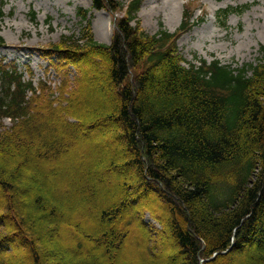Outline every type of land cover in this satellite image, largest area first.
Returning a JSON list of instances; mask_svg holds the SVG:
<instances>
[{
  "label": "trees",
  "instance_id": "obj_1",
  "mask_svg": "<svg viewBox=\"0 0 264 264\" xmlns=\"http://www.w3.org/2000/svg\"><path fill=\"white\" fill-rule=\"evenodd\" d=\"M92 1L98 11L126 10V16L116 23L112 43L95 42L88 24L81 38L65 36L54 48L61 54L67 47L78 57L87 49L90 51L82 63L92 58L102 61L103 71L94 63L92 89L85 91L82 83L66 101L78 115L85 112L88 116L87 110L93 109L89 121L102 126L105 133L101 146L111 149L108 145L116 143L105 171L98 170L97 164L86 173L77 170L85 184L72 191L74 201L82 200L101 210L96 230L104 232V254L108 258L113 250V255L121 251L122 236L107 227L125 219L131 205L126 190L131 185L144 198L154 193L164 201L167 218L163 222L182 264H199L201 255L210 259L216 253L209 264H236L233 256L243 255L247 246L257 250V256L247 257L248 264H264V51L256 66L232 69L219 61L209 64L205 60L199 66H187L178 54L179 35L162 31L148 37L139 26L131 25L137 20L142 0H131L127 6L114 0ZM235 11H222L220 21L224 24L223 15ZM3 14L0 8V16ZM81 16L86 18L87 12L81 10ZM191 27L189 19L183 21L180 33ZM3 44L0 37V46ZM96 81L102 85L100 89ZM54 93L58 92L46 84L36 88L17 70L0 67V234L5 223L12 230L0 240V246L15 238L13 230L19 232V238L32 247L31 264H46L38 241L49 232L46 226L40 231L29 230L32 216L48 214L49 226L68 223L60 207L43 196L47 179L38 178L32 168L43 160L54 163V172L59 171L58 156L67 148L69 138L73 139L71 129L86 130L70 119L81 121V116L70 108L55 107L60 101L52 100ZM97 106L104 107L107 114L100 116ZM42 110L48 112L42 115ZM47 114L51 119L43 121ZM5 120L12 123L10 128H3ZM49 134L55 136L48 140ZM89 147L90 160L104 163L103 153L96 152L92 143ZM84 156L79 152L73 159ZM107 169H129L135 175L132 184L125 179L116 183L115 202L107 201L112 191L95 184L97 175ZM65 204V209L83 208L81 204ZM150 244L151 240L144 242L146 251L152 249ZM228 249L230 252L221 255ZM7 251L6 256L11 253ZM55 251L56 255L76 251L92 258L82 264L106 260L99 258L100 252L79 243L62 245ZM1 257L0 264H6Z\"/></svg>",
  "mask_w": 264,
  "mask_h": 264
},
{
  "label": "rangeland",
  "instance_id": "obj_2",
  "mask_svg": "<svg viewBox=\"0 0 264 264\" xmlns=\"http://www.w3.org/2000/svg\"><path fill=\"white\" fill-rule=\"evenodd\" d=\"M114 1L127 6L131 0ZM0 8L4 13V16L0 18V35L5 40V44L0 47V67L5 65L6 68L19 71L23 74V79L26 81L31 79L36 87L42 84L51 85L54 88L53 91L58 92L54 93L52 100L60 101L55 107L61 105V108H70L74 115L81 116L79 118L82 119L77 121L76 117H73L70 118L71 121L86 128V130L71 129L73 139L69 138L67 148L61 151L62 155L58 156L59 171L54 172L52 168L54 163L43 160H38L35 169L32 168L38 178L44 176L47 179V187L42 189L44 198L60 207L65 216L64 221L68 222L63 225L49 226V223L46 224L49 215L41 212L39 215L32 216L33 220L27 224L29 230L40 231L42 226L44 228L46 226L49 230L46 237L37 240L39 252L47 259L46 264H82L83 261L92 259L89 255L76 251L68 254L61 252L56 255L55 250L62 245L76 243L94 253L100 252L99 258L106 259L100 264H108L111 259L115 261V264H146L143 260L149 264H158L156 260H162L166 264H182V260L175 255L176 250L170 239L169 229L163 222L167 218L164 201L156 194L150 193L148 198H144L136 191V187L128 186L126 192L131 204L129 212L117 226L108 225L107 227L122 236V248L115 255L113 250L112 257L108 258L104 254L107 250L104 232L96 230L101 210L99 211L93 205V207L89 206L82 200L74 201L72 197L75 187L85 184L84 180H80L78 171L86 173L85 170L94 164H97L98 170L105 171L111 157L112 146L115 147L116 143L112 142L108 145L111 149L101 146L99 141L105 133L102 126L89 121L93 117V109L87 110L88 116L85 112L78 115V110L68 106L66 101L73 98V92H76L82 83L85 91L92 89L91 81L96 78L93 72L97 64L94 63H98L99 71H103L102 61L95 59L94 62L92 58L82 63L85 61L84 56L90 50H82L78 53V57L67 47L63 48L61 54L54 47L62 44L65 36L81 38L82 30L88 24L95 42L110 45L116 31V23L126 16V10L98 11L94 9L92 0H0ZM229 8L236 11L230 12L228 16L223 15L225 20L223 24L219 15ZM81 10L87 12L86 18L80 17ZM189 15L193 16L192 21L195 26L189 32L181 34L179 28L183 21L187 23ZM136 19L131 25L139 26L142 33L148 37H154L162 31L179 35L178 54L186 61L187 66L188 63L199 66L201 60H206L208 63L219 60L225 66L239 69L243 66H256L263 58L264 0H142ZM200 19H203V22L196 24L201 21ZM78 60L80 63L76 64ZM99 84V81H96V85ZM62 86L64 88L60 89ZM101 87L102 85H99V89ZM98 108L100 116L107 114L104 107ZM46 112L48 110H42L40 114L43 115ZM45 117H48V114L44 116L43 121L51 119ZM11 126L10 120L4 121L3 128ZM54 136L49 134L46 138L50 140ZM27 141H30V138ZM90 143L93 144L96 152L103 153L104 163L90 160ZM28 145L29 142L25 146ZM79 152H83L85 156L79 160L73 159ZM11 163L15 164L14 161ZM16 163L19 165L18 159ZM134 177L133 171L129 169L120 172L107 169L106 172L97 175L95 184L102 190L112 191L110 200L107 201L115 202L118 199L114 191L116 183L125 179L132 184ZM65 203L73 206L81 204L83 208L65 209L67 207ZM124 221L128 223L123 226ZM125 226H129V230H126ZM2 227L0 240L7 238L10 233L8 231H12L7 223ZM14 233H16L15 238L7 240L6 243L3 242L0 246V255L4 257L6 264H31L32 247H27L23 239L19 238V232L13 230L11 234ZM4 234L6 235L1 237ZM146 240H151L152 248L147 251L144 249ZM205 241L209 243V240L205 239ZM202 249L205 250L206 246ZM6 250L11 251L10 255H5ZM152 254L155 258L151 256ZM254 255L257 256L256 248L247 246L243 255L237 253L233 258L236 264H248L247 257ZM212 259L213 257L209 259L201 255L199 262L209 264Z\"/></svg>",
  "mask_w": 264,
  "mask_h": 264
},
{
  "label": "bare ground",
  "instance_id": "obj_3",
  "mask_svg": "<svg viewBox=\"0 0 264 264\" xmlns=\"http://www.w3.org/2000/svg\"><path fill=\"white\" fill-rule=\"evenodd\" d=\"M228 252H230V249H228L226 252H223V253H221V255H225V254H227ZM217 255H218V253H217ZM215 258V257H214ZM213 258V259H214ZM199 264H202L201 262L199 263ZM204 264V263H203Z\"/></svg>",
  "mask_w": 264,
  "mask_h": 264
}]
</instances>
